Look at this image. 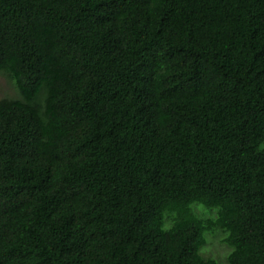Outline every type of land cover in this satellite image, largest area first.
Wrapping results in <instances>:
<instances>
[{"label":"trees","instance_id":"1","mask_svg":"<svg viewBox=\"0 0 264 264\" xmlns=\"http://www.w3.org/2000/svg\"><path fill=\"white\" fill-rule=\"evenodd\" d=\"M0 74V264H264V0H0Z\"/></svg>","mask_w":264,"mask_h":264},{"label":"rangeland","instance_id":"2","mask_svg":"<svg viewBox=\"0 0 264 264\" xmlns=\"http://www.w3.org/2000/svg\"><path fill=\"white\" fill-rule=\"evenodd\" d=\"M17 94L9 82V80L0 74V99L5 97H16ZM206 234L205 236H207ZM230 252V248L221 241L219 234L208 235L206 238V244L202 248L201 253L206 257H213L221 262H225L227 254Z\"/></svg>","mask_w":264,"mask_h":264},{"label":"clouds","instance_id":"3","mask_svg":"<svg viewBox=\"0 0 264 264\" xmlns=\"http://www.w3.org/2000/svg\"><path fill=\"white\" fill-rule=\"evenodd\" d=\"M167 227V226H166Z\"/></svg>","mask_w":264,"mask_h":264}]
</instances>
